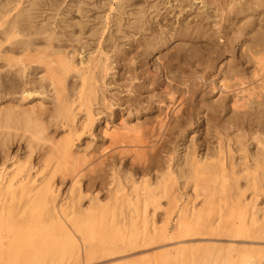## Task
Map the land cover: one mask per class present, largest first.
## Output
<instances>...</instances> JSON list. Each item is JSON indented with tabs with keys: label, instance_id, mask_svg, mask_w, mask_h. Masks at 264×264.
<instances>
[{
	"label": "bare ground",
	"instance_id": "obj_1",
	"mask_svg": "<svg viewBox=\"0 0 264 264\" xmlns=\"http://www.w3.org/2000/svg\"><path fill=\"white\" fill-rule=\"evenodd\" d=\"M249 1L239 5L228 1L230 3L226 8L228 7V12L236 20L231 18L225 22L228 30L221 43L219 32L213 29L211 31L210 24L206 25L204 18L199 20L198 17L199 21L193 24H181L177 28L167 25V30L152 32L139 45V50L134 44L135 52L120 51L121 54L118 51V54L125 55L124 71L129 73L125 84L127 98L122 99L128 116L125 119L124 116L120 124L105 128L104 134L109 141H105L108 142L106 146L104 143L102 147L91 150H100V156L94 164L99 167L98 171L108 169V184L117 181L118 186L117 189H109L105 203L95 198L96 201L91 206L93 210L87 217L79 216L77 211L69 210L68 205L60 203L58 187L52 183L51 174L43 167L41 171L40 168L34 171L35 165L31 162L28 165L18 164L10 174L6 167H0V264H65L79 257L77 232L88 242L89 259L99 253L116 254L128 248L165 241L168 237L182 238L194 234L231 237L228 241H234L241 235L247 238L242 240L245 243H264V214L259 228L255 226L259 223L258 213L260 210L264 213V208L257 205L254 208L253 205L255 199L264 195V0H251V3ZM35 4L31 2L25 7L23 2L0 5V71L5 70L14 75V84H9L21 90L20 94L15 95V91L11 95L12 105L9 103L6 107L0 106V145L5 149L16 137L19 140L27 139L25 142L28 143L31 157L34 148H44L47 141H52L50 136L54 133L49 136V128L60 124L63 115H67L66 124L72 125L74 118L62 110L58 99L53 97L50 106L45 102V91L49 83L59 84L58 80L65 83L69 73L75 70L82 83L79 85L78 80L76 83L71 82L70 88L73 96L85 100L83 104L86 107V116L80 126L74 124L61 142H50L49 148L54 156H69L67 161L63 160L65 163L61 165L60 174L64 178L70 176V180L75 181L83 174L84 168L80 161L82 150H72L71 135L80 129L92 127L96 113L106 111L104 104H107L109 97L106 99L102 83L111 74L110 71L113 70V74L117 72V64L113 65L111 55L109 57L104 53L101 47L103 41L90 63H85L83 59L80 64L76 63L72 55L55 46L56 43L53 42L59 40V36L54 30L46 29L43 23H35L32 13ZM217 7L225 8L223 5L221 8L219 5ZM139 13L143 15L144 12L140 10ZM239 15H245V19L238 18ZM137 20L140 23L145 21L139 18ZM116 22L120 31L121 22ZM101 33L103 30L95 29L92 32L96 36ZM41 36L45 38V47L41 44L43 40L38 39ZM177 37L178 42H174L175 45L170 50L161 54L160 59L164 61L159 64L154 61L155 58L151 63V56H156V51H162L165 44ZM77 38L81 41V37ZM72 41V45L78 43ZM63 45L65 47V43ZM80 45L78 44L79 47ZM105 48L108 49L106 46ZM129 48L131 49V45ZM115 49L113 52L117 50ZM149 64L150 66L145 67ZM146 72L151 75L145 76ZM162 73L164 80L160 78ZM87 74H91L99 82L92 81L89 94L85 97L83 85L86 83ZM47 79L49 82L45 85ZM135 80L138 82L135 83ZM5 82L1 81L0 86ZM157 87H161V90ZM215 90L220 93L216 92L221 98L218 95L219 99L213 101L210 93ZM144 92L146 95L142 96ZM50 96L52 95L48 97ZM2 97L1 92L0 99ZM92 97L97 100L94 109ZM24 100L31 104L25 106ZM155 102H158V110L152 116L150 112L154 109ZM110 103L115 105L114 102ZM164 103L166 106H161ZM133 115L136 121L131 119ZM142 115H146L144 120L141 119ZM185 131L197 132L199 135L191 141L192 147H186L175 158L173 154L176 152L177 142L184 140ZM86 141L89 145L91 139ZM11 159H14V163L20 161L18 154L12 155ZM119 163L124 165L123 175L117 173L116 166ZM89 170L84 172L93 176L92 172H98ZM39 172L41 174L37 179ZM94 177L98 181L102 179L98 173ZM177 183L194 187L193 198L201 197L207 210L222 211L221 199L226 200L223 204L226 212L220 215L218 224L211 216L208 220H200L198 217L192 222L182 216L176 235L170 236L165 225L154 232L149 231L146 217L149 205L156 210L163 196H167L171 202L176 201L180 194L169 187H174ZM90 184L88 183L89 186ZM246 190H251L250 199L248 195L243 198ZM124 205L130 210H126ZM129 211L133 213V220L127 223L124 220ZM107 215H120L122 219L113 218V225L109 227ZM247 215L250 216L249 220L245 218ZM216 240L219 238H209L208 243L202 246L207 249H221V254L231 259L256 256L258 264H264V246L212 243ZM182 241L184 240H178L180 243ZM190 247L201 246L192 244L168 248L162 252L164 257L159 259V264L166 263L169 253H178Z\"/></svg>",
	"mask_w": 264,
	"mask_h": 264
},
{
	"label": "rangeland",
	"instance_id": "obj_2",
	"mask_svg": "<svg viewBox=\"0 0 264 264\" xmlns=\"http://www.w3.org/2000/svg\"><path fill=\"white\" fill-rule=\"evenodd\" d=\"M228 1H230V2L232 1L234 4L238 3L236 5H239V4L246 2L248 0H246V1L245 0H242V1L241 0H222V2H221V0L220 1L215 0V2L213 0H205V1L204 0H0V5L8 4V3L14 4L16 2H18V3L23 2V7H25V6L30 5L31 2H35L36 4L34 5V8L32 10V13H33L34 19H35V23L40 24V25L43 23L44 25H46V29H48L50 31L54 30V32H56L58 34L60 41L56 39V40H54L53 43L54 44L56 43L55 46L59 50L63 51L64 53H68L69 55H72L76 63L79 62L78 64H80L81 59H83L85 61V63H90L92 60V57L97 54V51L100 48V46H99L100 42L103 41L102 42L103 46L101 45V47H102L104 53H106L109 57L111 55V58H113V59H111L113 61V65L117 64V65H115V67H116L115 70H117V72L115 74H113L114 71L113 70L110 71L111 74L105 78V80H104L105 82L104 83L101 82L102 83V90L104 91L106 99H108V97H109L107 104H104L106 111L101 113V114L96 113V116L94 119L95 121H94V124L92 127L85 128V130L80 129V130H78V132H75L74 135L73 134L71 135V138L73 140L72 150L75 152H77L76 149H78V152L80 150H82V154H81L82 156L80 155L82 160L80 159V161L83 164L82 168H84L85 171H88L89 168H92V165L96 162L97 157L100 156V150H98V151L94 150L95 155L93 154L94 152H91V150L93 151L94 148L99 147V146L102 147V145H104V143H105L104 146H106L109 142L107 137L104 134L105 128H110V127H112V125L120 124L121 119L124 116H125L124 119L127 118V116H128V110L126 108V104L124 103V100L127 98V96H126L127 86L125 84H126L127 77L129 75V73L126 74L124 71V65L123 64L125 62L124 59L126 57H125V55H121V54L123 52L125 53L126 51L131 53L132 51L135 52L136 49L139 50L140 49L139 45H142L144 43V41L149 37V35H151L152 32L158 31L157 33H159V31L166 29L167 25H169L168 27H170V25H172V26H176L175 28H177L181 24H188V23L193 24V23L199 21L200 18H204L205 22H207L206 25L210 24L209 26H211V28H210L211 31L213 29V30H216L219 32L218 33L220 35L219 41L221 43V41L225 40V33L228 30V26L226 24L227 21H230L231 18H234L236 20V18L232 16V13L228 12L229 11L228 7L226 8V5H228V3H230ZM249 2L251 3V0ZM220 4L225 6V8L223 7V9H222ZM217 5H219V8H221V9H218ZM140 10H143V12H144L143 15H141L139 13ZM122 11H123V13H122ZM225 11L227 12V14ZM130 13H132V14H130ZM229 13H231V15ZM253 13L256 14L257 12H253ZM136 15H138V16H136ZM226 15H228V16L225 18ZM198 17H199V20H198ZM206 17L208 18L207 21H206V19H207ZM242 17L244 20L245 15H239L238 16V18H241V19H242ZM137 18H139L142 21H144V19H145V21L140 23V22H138ZM192 19H193V21H192ZM118 20H120V22H121L120 29H119L120 31H118L117 22H116ZM243 20H241V22ZM111 23H113V24H111ZM140 24H141V26H140ZM152 26L156 30H153ZM222 27H224V28H222ZM145 28H146V30H145ZM217 28H218V30H217ZM95 29L103 30V33L98 34L97 36L93 35L92 32ZM140 29H141V31H140ZM147 29L150 31H148ZM144 30H145V32H144ZM223 30H224V32H223ZM107 31H108V34H107ZM143 33H147L148 35L143 34ZM143 35H145V36H143ZM77 37H81V41H79L80 39L77 40L78 39ZM103 37H105V38H103ZM0 39H1V37H0ZM38 39L43 40L41 42V44L43 45V47H45L44 36H41ZM62 39H64V41ZM72 40H75L78 43L74 41L77 44L72 45L73 44ZM133 40H134V42H133ZM178 40H179L178 37L176 39H172L168 44H165L167 47L164 46L165 48L164 47L161 48L162 51H156L155 52L156 56L153 55V56H151L152 58L150 57L151 63L156 61L157 63L159 62V64H161L164 61V60L160 59L161 54L164 51L170 50L172 48L173 44L175 45L174 42L177 43ZM79 42H81L82 45H80ZM85 42H87V43H85ZM61 43H63V44L65 43V47ZM78 44L81 47H79ZM85 44H88V45L85 46ZM134 44L136 47L134 46ZM6 45H8V44H6ZM104 45L108 49H106ZM128 45L129 46L131 45V49L129 48ZM132 47L133 48L135 47L136 49L135 48L133 49ZM83 48H85V49L83 50ZM114 48L117 49V50L115 49L117 52L116 51L113 52ZM167 48H169V49H167ZM111 49H112V51L109 52ZM118 49H120V50H118ZM118 51L119 52L121 51L122 53L120 52L121 54H118ZM117 54L119 56H117ZM119 58L120 59L122 58V59L120 60ZM219 63L221 64L220 61H219ZM0 64H2V60H0ZM120 64H122L123 66ZM146 66H150V64L145 65V67ZM120 67H121V69H120ZM122 70L124 71V74L122 73L123 72ZM153 70H154V67H153ZM0 72L2 73V74L0 73V75H1L0 76V82L6 81L5 84L3 83V86H0V93L2 92V96H3L0 99V103L2 104V105L0 104V106L5 105L4 107H6V106L10 105L11 103H13L11 101V95H14L15 91H16L15 95L20 94L21 90H20V88L17 89L18 87L17 88L12 87V85L14 84L13 82L15 80L14 75L10 74V72H7L5 70H3V71L1 70ZM4 72H6L5 75L3 74ZM8 74H10V75H8ZM7 75H8V78H7ZM74 75L76 78L74 77ZM146 75L147 76L151 75V73L146 72L145 76ZM171 75H172V73H171ZM68 76L69 77L66 78L67 83L66 82L64 83L63 81L58 80L59 84H55V85H52L50 83L47 84V82H49V80L47 79V81L45 82V85L47 84L46 85V91H45V97H46L45 102L47 104H49V106H50L51 102H53V97H54V99H58L60 102V106H61L62 110L66 111L67 114H69L71 117L74 118L73 121H71L72 125H71V123H70V125L66 124L67 121L65 119H66L67 115L66 114L63 115L60 118V122H59L60 124H58L57 126H52V128L50 126V128H49V136H50V134L54 133L53 135L50 136V137H52L51 138L52 141H47L44 148L41 147V149H40L39 146L34 148L33 152L31 153V157L29 155L28 143L25 142V141H27V139L19 140L20 138L16 137L14 140L11 141L9 146L6 147L5 149L2 148V146L0 145V167H6V171L9 174L12 173L13 171H15L18 164L28 165L29 162H31L32 164L35 165V169H33L34 171H36V169H38V168H40V171H41V169L43 167L44 170H46V172H49L51 174L52 183L58 187L57 196H58L60 203H64L65 206L68 205L69 210L77 211L79 216L87 217L88 214L93 210V209H91V206L93 204L92 202H95L96 200H100L102 203H105V201L107 200V193L109 192V189H111V188L117 189L118 182L114 181L113 183L108 184V182L110 181L109 178H107L108 169L104 168V170L99 169V171H98L99 167H97L96 164H94V165L96 166L97 169L93 165L92 169H94V168L95 169L94 170L90 169L89 171L90 172L98 171V172H92V173H94V176L97 175V173L100 174L102 176L101 180H103V182L101 180H99V181L96 180L95 177L93 176V174L88 173V172L86 173V172H84V170H83V174H81L77 178V180H75V181L70 180L71 179L70 176H65V178H64L60 174L61 169H62L61 165L64 161L68 160L69 156H67V157L66 156L59 157L58 155L54 156L55 154L53 152H51L49 149L50 145L53 142H58V143L61 142L62 138L64 139V137L67 135L69 130H71L74 127V124L76 126H80L81 122L83 121V118L86 116V107L83 104V103H85V100L84 99L81 100L80 97H76V95L73 96V90L70 88L71 82L76 83V81L78 80L77 83L79 85L82 83L81 79L79 78V74L75 70H73L69 73ZM9 77H11V78L14 77V78H12V80H10L11 78H9ZM3 78H4V80H3ZM160 78H161V80L165 79L163 73L160 76ZM160 78H159V80H160ZM67 79L70 80L69 81L70 84H68ZM85 80H86V83L83 85V91H84L85 97H86L89 94L88 91H89V87L92 84V81L95 80L96 83H98L99 81L97 82V79L96 78L94 79L91 74L85 75ZM137 80H135L136 81L135 83H137L139 81V80L138 81ZM9 83H11L12 85ZM105 83H106V85H105ZM10 87H12L13 89H10ZM49 87H51V88H49ZM150 87H151V85H150ZM67 88H69V89H67ZM157 89L160 91L161 87H157ZM6 90H8V92H10V93L6 92ZM47 90L48 91L50 90L49 91L50 93ZM67 90H69V91H67ZM4 92H5V95H4ZM212 92L213 91H211V93ZM216 92H218V91L215 90L213 92L214 94L210 93L211 99L214 98L213 101H216L217 99L221 98V95H219L220 93L218 92L219 94H217ZM216 94H217V96H215ZM49 95H52V96H50L51 98L48 97ZM145 95H146V92H144L142 96H145ZM200 95H198V97H200ZM218 95H219V98H218ZM97 96H98V94H97ZM69 98L70 99L72 98V100H70ZM51 99H52V101H50ZM122 99H124V100H122ZM24 101L26 102V100H24ZM91 101H92L91 102L92 108L94 109L95 105L97 103V100H95L92 97ZM117 101H119V102H117ZM34 102H36V101H34ZM110 102H114L115 105L112 106V103H110ZM26 104H25V106H28V104L30 105L31 102H26ZM153 105H154V109L151 110V112H150L152 116L155 113H157L158 109H156V108L158 107V102H155ZM164 105H165V103L161 104V106H163V107H164ZM69 110H70V112H69ZM126 110H127V113H126ZM77 115H78V117H77ZM145 118H146V115L141 116L142 120H144ZM131 119H133V121H136L134 115L131 117ZM118 120H120V121H118ZM116 121H117V123H116ZM52 129H53V132H52ZM103 134L105 137L103 136ZM198 135H199V133H197V132L185 131V137H183L184 140L183 141L180 140L177 142L176 152L173 154V156L175 158H177V156L180 153H183V151L186 147H192L191 141L194 139L195 136L197 137ZM186 136H188V137H186ZM102 137H104V138H102ZM90 139H91V141H89V145H88V141L85 142V140H90ZM106 140L108 142H105ZM93 141H94V143H93ZM102 141H104V142H102ZM48 142H49V144H48ZM50 142H51V144H50ZM90 142H91V144H90ZM92 144H93V146H92ZM95 144H96V146H95ZM89 151H90V153H89ZM16 154H18V157L20 160L19 163H14V159H11V156L16 155ZM90 154H92V155L90 156ZM43 155H45V156H43ZM124 162L125 161H123V163ZM123 163L122 164L119 163V165L116 166L117 173L119 175H123V173L125 171ZM89 165H90V167H89ZM40 174H41V172H39L36 175L37 179L40 176ZM57 174H58V176H57ZM60 177H61V179H59ZM69 181H71V182H69ZM121 181H123V177H121ZM36 182H38V180ZM88 183L89 184L91 183L90 184L91 186H89ZM122 183H124V181ZM98 185H100L101 187ZM124 187L126 189V186H124ZM169 188H171L172 191H176V192L178 191L177 193L180 194V197L177 198L176 201L171 202L167 196H163L160 199V205L156 210H154L152 205H149V208H148L149 211H147V215L145 214L148 221H149V223H148L149 228H150L149 231L152 230V232H154L156 230H159V228H161V226L165 225L167 233L170 236H173V235H176V232H178L179 222H180L182 216L187 217V219L190 222L194 221L195 218H198V217L200 220L201 219L208 220V219H210V216H211L212 220L217 221L215 223L218 224V222L220 220V215H223L226 212L225 207L223 206V204L226 202V200H223V199H221V203H220L222 211L219 209H218V211L205 209V206L202 204L201 197L193 198L194 187H192L191 185L184 186L183 184L177 183L176 185H174V187H169ZM128 191L130 192L131 195L133 194L131 191V188H129ZM187 193L191 194V196H189ZM250 193H251V190H246V194L243 198H247V195H248V199H250V197H249ZM95 198H96V200H95ZM253 205H254V208L256 207V205L258 207L264 208V195H260L257 199H255ZM130 206L132 207L133 205L131 204ZM124 207L126 210H130V208L127 207L126 205H124ZM263 214H264L263 210H260V212L258 213L259 223L257 225H255L257 228H259L260 223L263 221ZM132 216H133V213L131 214V211H129L128 214L126 213L124 221L127 223L130 222V220H133ZM106 217H107V223H108L109 227L113 225L114 219L115 220L122 219V216H120V215H115V217L107 215ZM245 218L247 220H249L250 216L247 215ZM236 221H239V219H236ZM2 232L4 233L5 230H3ZM76 235H77V239H78L79 244H80L79 257L76 259H71V260L67 261L65 264H148L149 262H151L150 264H159V262H158L159 259L164 257V255L162 254V252L164 250H166L168 248L174 249L178 245L179 246H181V245L189 246L192 244H194V245L199 244L201 247H193V248L190 247V248L185 249L183 251H180L178 253L176 251H173V252L168 254L169 256L167 257L165 264H258V260H257L256 256L252 257V255L251 256L248 255V256H244L242 258L239 257L237 259H231L229 257H226V255L224 256V254H221V249H216V250L215 249H207V248H204L202 245L208 243L209 238L213 239V238L217 237V238H219V240L213 241L212 243L220 244V245L221 244H223V245L233 244V245H239V246H243V245L264 246V243H259V244H257V243H255V244L245 243L242 240L247 239V238L245 236H241V235H239V236H237V238H235V240L237 239L236 241L235 240L234 241L233 240L228 241V239H231V237L223 236L221 238V236H214L211 234H194L192 236H185L182 238L168 237V239H166L165 241L160 240V241L154 242L152 244H145V245H140V246H137L134 248H128V249H126L122 252L116 253V254L102 255L99 253V254L94 255L93 258L89 259L87 256V254H88V250H87L88 242L86 240H84V236L80 232H77ZM181 239L184 240V241H182L183 243L178 242V240H181ZM239 241H241V242H239ZM182 254H184V255H182Z\"/></svg>",
	"mask_w": 264,
	"mask_h": 264
}]
</instances>
